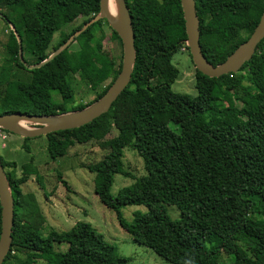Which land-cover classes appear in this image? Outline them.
I'll use <instances>...</instances> for the list:
<instances>
[{
    "label": "trees",
    "instance_id": "trees-1",
    "mask_svg": "<svg viewBox=\"0 0 264 264\" xmlns=\"http://www.w3.org/2000/svg\"><path fill=\"white\" fill-rule=\"evenodd\" d=\"M125 1L135 32L131 83L109 112L92 123L45 136L50 157L58 160L77 144L108 138L109 153L89 171L95 174L98 199L116 213L134 243L170 264H264V40L237 73L209 78L196 70L197 96L175 93L172 86L179 71L172 59L187 40L181 1ZM195 3L202 50L213 66L225 62L249 39L264 12V0ZM99 12L100 0H0V13L16 27L23 53L27 49L33 58L27 61L30 65L51 55L49 44L63 26L86 18L63 35L65 42ZM103 22L94 23L76 39V51L70 52V46L34 70L21 63L18 40L11 31L6 46L9 60L31 76L8 81L0 98V116H58L98 102L118 77L123 61L121 56L118 62L106 46L119 41L123 47L121 38L111 28L107 40ZM242 32L248 36L242 38ZM78 80L92 90L101 88L93 102L76 104ZM53 93L60 95L59 102ZM172 125L179 130H172ZM130 146L142 158L147 175L133 178L132 185L113 196L115 176H129L121 159ZM0 159L4 169L11 168L6 175L15 214L12 246L4 264H19L17 255L23 252L28 253L27 264L131 262L87 222L61 233L51 229L35 194H25L21 188L32 175L41 182L38 172L25 166L18 178L16 163L1 155ZM129 206L147 211L134 212L128 222L122 209ZM171 206L179 210L176 220L168 212ZM1 212L0 204V234ZM23 228L27 236L17 240ZM62 245H67L66 251L58 250Z\"/></svg>",
    "mask_w": 264,
    "mask_h": 264
},
{
    "label": "rangeland",
    "instance_id": "rangeland-1",
    "mask_svg": "<svg viewBox=\"0 0 264 264\" xmlns=\"http://www.w3.org/2000/svg\"><path fill=\"white\" fill-rule=\"evenodd\" d=\"M4 11L6 10L2 12ZM85 19V17H80L75 22L63 26L62 32L68 34ZM101 28L106 39L109 40L112 35L111 28L105 22L102 23ZM11 31L10 26L8 27L7 23L0 18V98L6 92L9 80L11 82L18 79L28 80L31 76L29 72L9 60L6 46L10 41ZM62 32L54 36L53 43L58 41ZM247 36V33L242 32V38ZM106 46L120 62L121 56H123V47L120 46L119 41L107 42ZM77 47V45L71 46L70 52L76 51ZM262 55L263 53H258V57ZM23 56L28 62L33 61L27 49ZM172 64L179 71L178 79L173 84L172 90L175 93L196 97V67L186 44L174 55ZM151 81L153 84L155 83L154 78ZM100 89L92 90L85 82L75 81L76 104L86 105L93 102ZM53 100L59 102L60 95L53 93ZM39 126L27 123L29 129ZM171 129L179 130L173 125ZM115 135L116 132L113 131L112 136ZM106 139L91 141L84 145L77 144L70 148L64 157L52 160L47 150L48 140L46 137L26 140L0 129V155L6 162L16 163L18 178L23 177L25 166L38 172L41 182L37 179V175H32L21 188L25 194H35L51 229L61 233L69 231L78 222H87L103 234L108 242L117 246L122 256L131 258L129 264H170L153 250L134 243L131 236L120 227L116 213L108 210L98 199L95 193V174L89 171V166L100 162L109 153V148L105 144ZM121 163L123 171L129 176H115L111 188L113 196H117L122 188L132 185L133 178L137 179L147 175L142 158L132 146L124 150ZM5 170L10 172L11 168ZM63 181L67 183L69 189L64 186ZM43 188L45 189L43 190ZM167 209L172 219L179 218V210L176 207L171 206ZM137 211L146 212L147 209L142 206H129L122 209V214L128 222H131L133 213ZM25 236H27V231L23 228L17 240H22ZM57 248L60 251H66L67 245L57 246ZM17 256L20 260L19 264H27L25 263L28 260L27 252L19 253ZM34 264L42 263L37 261Z\"/></svg>",
    "mask_w": 264,
    "mask_h": 264
},
{
    "label": "water",
    "instance_id": "water-1",
    "mask_svg": "<svg viewBox=\"0 0 264 264\" xmlns=\"http://www.w3.org/2000/svg\"><path fill=\"white\" fill-rule=\"evenodd\" d=\"M184 14L185 28L187 34L186 44L189 49L192 61L196 70L209 78H220L230 73H237L248 62H250L259 44L264 40V12L261 15L259 24L255 28L249 39L229 56L225 62L213 66L206 59L201 46L200 20L196 10L195 0H180ZM0 18L6 20L5 15L0 13ZM106 20L109 26L119 35L123 44L122 69L118 77L106 92V94L96 103L89 107L58 116H36L27 114H7L0 116V129H4L11 134L24 139H34L47 136L51 133L73 130L92 123L108 113L114 102L127 89L132 80L134 65L136 62L135 32L133 20L125 0H121V18L116 21L109 12V0H100V12L89 22H87L74 36L70 38L62 47L56 50L48 59L37 64L30 65L23 58L22 39L16 27L8 20L19 44V58L21 63L29 70L41 68L51 62L54 58L65 51L73 41L85 32L91 25ZM23 120L26 123L40 125L38 128H20L17 123ZM0 204L2 208V223L0 234V264H4L12 246V233L14 226V198L12 196L10 183L6 171L0 159Z\"/></svg>",
    "mask_w": 264,
    "mask_h": 264
},
{
    "label": "bare ground",
    "instance_id": "bare-ground-1",
    "mask_svg": "<svg viewBox=\"0 0 264 264\" xmlns=\"http://www.w3.org/2000/svg\"><path fill=\"white\" fill-rule=\"evenodd\" d=\"M109 12L113 19L120 21L121 18V0H109ZM20 128H27V123L23 120L18 121Z\"/></svg>",
    "mask_w": 264,
    "mask_h": 264
},
{
    "label": "flooded vegetation",
    "instance_id": "flooded-vegetation-1",
    "mask_svg": "<svg viewBox=\"0 0 264 264\" xmlns=\"http://www.w3.org/2000/svg\"><path fill=\"white\" fill-rule=\"evenodd\" d=\"M105 23H107V25L109 26V24H108V22H107L106 20H105ZM84 25H85V24H84ZM109 27H110V26H109ZM110 28H111V27H110ZM71 31H72V30H71ZM59 32H62V30L58 31L57 33L59 34ZM57 33H56V34H57ZM75 33H76V32H75ZM75 33H74L72 36H74ZM56 34H55V35H56ZM64 34H65V33L62 32L61 35H59V38H58V41H57V42H54V43H53V39H52V41L50 42L49 46H50V51L52 52L51 55L56 51V50L53 51V49H54L55 46H60V47H62V46H63L67 41H69L70 38L72 37V36H71L67 41L63 42V37H64L63 35H64ZM20 38H21V36H20ZM77 38H78V37H77ZM77 38H76V39H77ZM76 39L73 41V43H72L70 46H74V45H77V46H78V44H77V42H76ZM22 46H23V42H22ZM70 46H69V47H70ZM60 47H59V48H60ZM69 47H68V48H69ZM59 48H58V49H59ZM58 49H57V50H58ZM51 55H50V56H51ZM50 56H49V57H50ZM49 57H48V58H49ZM23 58H24V56H23ZM48 58H47V59H48ZM24 60H25L26 63H28L27 60H26L25 58H24ZM28 64H29V63H28ZM36 65H37V64H36ZM25 68H26V67H25ZM28 70H29V69H28Z\"/></svg>",
    "mask_w": 264,
    "mask_h": 264
},
{
    "label": "built area",
    "instance_id": "built-area-1",
    "mask_svg": "<svg viewBox=\"0 0 264 264\" xmlns=\"http://www.w3.org/2000/svg\"><path fill=\"white\" fill-rule=\"evenodd\" d=\"M186 46H187V44H186Z\"/></svg>",
    "mask_w": 264,
    "mask_h": 264
}]
</instances>
